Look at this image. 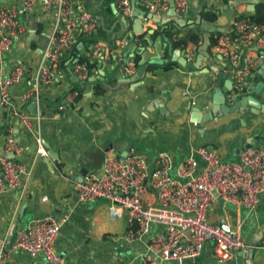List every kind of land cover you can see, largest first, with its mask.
<instances>
[{
    "label": "crops",
    "instance_id": "crops-1",
    "mask_svg": "<svg viewBox=\"0 0 264 264\" xmlns=\"http://www.w3.org/2000/svg\"><path fill=\"white\" fill-rule=\"evenodd\" d=\"M25 1L0 0L1 7L18 11L20 24L23 25V32L16 37L11 51L6 54L2 63L3 75L9 74L18 65H23L28 70V80L10 89L9 94L12 97L34 91L36 86L34 79L43 64L45 52L51 49V39L63 30L55 7L45 9L40 0H35L31 9H23ZM54 1L67 5L71 20H77L83 13L92 14L97 19L94 32L103 43L114 46L122 41L121 56L124 63H129L134 57L140 56L135 52L126 57V54L131 52L134 46L138 52L141 50L153 52V43L158 39H161L162 43L164 39L169 41L162 55L163 60L170 62L169 47L175 53L183 51L173 48L169 33L187 36L190 31H194L200 36L203 33L202 27L193 24L198 16L210 23L212 27L220 28L225 33H231L232 22L237 16L252 14L248 13L249 6L246 4L231 9L229 4L232 0H187V13L180 17L176 14V17L183 20L186 25H178L171 19L165 25L169 28L162 32L161 28L164 25L146 19L142 24L143 32L135 35L131 40L133 23L137 14L133 11L131 1L128 15H124L118 8L117 0ZM135 3L137 9L151 14L147 8L150 0H135ZM260 3H264V0H261ZM169 11L170 9L154 14L161 13L164 21H167L168 18L165 15ZM209 12L216 14L215 22L205 19V15ZM147 27L150 29L147 30ZM79 32L80 30L77 29L75 40ZM128 49L129 51H127ZM256 49L260 51L256 41H253L249 47L241 50V67L246 65L245 57L260 56ZM100 51L98 62L95 65L89 63L87 67L88 71L90 70L92 73L90 78L96 79L100 73L102 74L100 77L103 78V81L95 82L104 83L107 92L105 96L93 98L92 102H95L94 106L91 105L92 102L89 104L90 113L84 114L83 105L77 110L84 96L77 103L75 109L71 106L70 101L56 108L49 107L44 102V100L55 102L68 91L70 86L68 82L62 81V76L60 77L52 71L54 78L52 85L41 87L38 93L39 102H30L22 111L28 117L29 128H22L19 124L17 137L14 135L16 117H11L14 139L17 138L16 144L20 149L12 157L17 162L26 165L27 174L23 178V186L19 191L0 193V252L2 250L5 252L6 264H44L42 256L32 258L21 251L13 252L10 249L6 252L4 248L9 239L10 244L12 243L17 232L22 231L35 221L47 218L61 224L54 250L64 259V264H118L120 262L141 264L139 258L147 250V238L139 242L128 241L126 239V218L120 221H111L108 217L106 201L79 202L76 197L78 173L83 168L89 172L101 171L106 154H103L98 146L104 139L110 138L119 145L124 142L125 147H129L132 140L140 138L142 132L139 127V119L142 109L147 101L158 99L160 90L164 87L174 85L167 104V110L171 113H176L181 106L191 101L197 103L206 99L210 102L212 95L209 91V84H207L206 92L202 93L199 85L201 78L195 77L192 72L181 68L169 72L156 70L150 78L141 82H132L133 75L128 76L123 72L120 58H116L112 54L108 56L105 54L104 48H101ZM189 51L194 53L195 61L196 52ZM208 51L217 69L227 65V61L216 54L212 47ZM205 63L206 61L203 60L202 68ZM227 69L226 67L225 73ZM254 74L255 72H252L250 77ZM77 76V74L71 75L72 82L77 81ZM226 77L228 78L227 74ZM224 81L221 80L222 87H224ZM260 82L263 84V88L255 97L264 104V74L261 76ZM246 85L249 91L255 88L253 83H246ZM185 92L187 95L183 96ZM229 94L230 92L227 91L228 99ZM228 104L233 105L232 100L229 99ZM156 106L159 107V105ZM207 110L208 108H203L202 112ZM240 116V113L224 116L216 123H208L205 129L223 128L230 122L239 120ZM3 121L0 116V123H4ZM148 123L160 135L143 141L139 150L135 152L144 157L150 167H152L155 157L161 152H167L172 157L174 165L194 157L198 165L203 167V161L195 154L199 147L198 126L189 124L187 114L183 115L181 119L170 122L156 111ZM262 127L264 128V115L261 114L257 119L251 120L247 128H239L235 132H225L218 137L214 136L215 145L206 147L216 149L224 161L238 162L242 152L238 153V151L245 147L251 137L259 134ZM259 135L261 139H264V130ZM37 140L41 141L42 148L46 151L44 158L38 157ZM252 147H264V143L261 142ZM113 152L117 154V151L113 150ZM50 154L54 157L57 156V160L52 159ZM82 155L85 163L77 158ZM206 218L212 224H216L220 219L228 221L233 230L249 246L248 250L253 249L254 252L250 258L244 257L240 251H235L231 261L217 263L213 256L212 244L207 242L203 246L201 255L196 259V264H264V248H262L264 244V195L260 197L258 206L251 211L225 204L220 199H216L211 204ZM161 230L156 225L152 226L148 237Z\"/></svg>",
    "mask_w": 264,
    "mask_h": 264
},
{
    "label": "built area",
    "instance_id": "built-area-1",
    "mask_svg": "<svg viewBox=\"0 0 264 264\" xmlns=\"http://www.w3.org/2000/svg\"><path fill=\"white\" fill-rule=\"evenodd\" d=\"M117 1L121 12L128 15L131 0ZM34 2L26 0L23 9H31ZM40 2L45 9L56 8L63 30L51 39V49L45 52L43 64L34 79V91L17 97L10 96V89L28 80V70L18 65L9 74L3 75L2 63L16 37L23 32V25L17 10L0 6V116L3 122L12 116L17 117L20 126L25 129L29 128L28 117L19 112L15 104L38 103L39 89L54 82L52 70L63 52L75 43L76 30L91 36L97 26V19L90 13L71 20L64 3L54 0ZM147 8L151 14L165 12L169 3L168 0H152ZM175 10L178 17L185 15L187 0H176ZM260 31L259 26L252 25L246 18L234 19L231 33L214 36L213 51L228 62L226 74L233 84L229 99L249 91L246 80L262 64L261 55L245 57L244 67L240 63L241 50L253 41H256L260 51H264V36ZM122 44V41L115 44L113 51L121 49ZM100 50L101 46L95 44L92 57L97 58ZM185 54L187 63H192L194 53L187 51ZM127 68L130 73L135 71L132 61ZM69 71L81 80L88 79V67L85 65L72 66ZM58 76L61 77L62 72L59 71ZM186 95V92L183 93V96ZM37 145L38 157H46L40 140H37ZM19 150L12 126H8L6 134L0 138V193L19 191L23 186L26 165L12 157ZM195 154L203 161V167L194 157L174 165L167 152L159 153L150 167L146 159L133 150L124 159L110 151L104 158L101 171L87 173L77 184L76 197L81 203L106 201L111 221L126 218L128 241L139 242L147 238V250L139 258L141 264H196L207 242L212 244L216 262L227 263L232 260L235 251H245L249 246L225 219L218 220L216 224L209 222L207 212L216 199L248 211L258 206L260 197L264 195V147L244 149L238 162L224 161L214 148L198 147ZM154 225L162 230L148 237ZM60 227V222L50 218L35 221L17 232L10 249L24 252L32 258L42 256L44 264H64V259L54 250ZM6 261L7 256L2 250L0 264H6Z\"/></svg>",
    "mask_w": 264,
    "mask_h": 264
},
{
    "label": "water",
    "instance_id": "water-1",
    "mask_svg": "<svg viewBox=\"0 0 264 264\" xmlns=\"http://www.w3.org/2000/svg\"><path fill=\"white\" fill-rule=\"evenodd\" d=\"M152 0H150L151 2ZM261 0H235L229 4L231 9H236L241 5H248L249 9L247 10L248 13H254L255 6L260 3ZM169 9L170 11L165 15L168 18L167 21H164L162 14H146L139 9L136 8L135 0H131V4L133 6V11L137 12L136 20L133 23V37L137 34H141L143 32L142 24L144 20H151L153 23H160L164 25L161 28V31L167 30L169 27L165 26L166 23L171 21V19L178 25H186V23L176 17V10H175V3L176 0H168ZM195 25H200L203 29V33L199 36L201 44L196 51V59L192 63H187L185 58V52H177L175 53L170 47L168 48V56L170 57V61L177 62L181 69L192 72L195 77L201 78L199 83L201 87L202 93H205L207 90V84L210 86V93H211V100L206 101V99L198 101L197 103L188 102L187 104L181 106L176 113L168 112L167 104L169 102L170 93L172 92L174 85H168L160 90V97L156 100L147 101L146 105L142 109V113L139 119V127L142 132L140 138L134 139L129 143V147H125L124 142L122 145L118 143H114L110 138H106L103 142L98 146V149L103 153L107 154L110 151H117V155L124 159L130 151H138L140 145H142L143 141L150 140L152 137H158L160 133L155 131L150 126L149 119L152 117L153 113L158 111L159 114L166 118L168 121L173 122L175 120L181 119L183 115L187 114L189 116V124L198 126L197 133L199 136V147H206L207 145H215V141L213 139L214 136L218 137L225 132H235L239 128H247L250 125L251 120H255L258 118L259 115H264V104L255 97L256 94H259L262 91L263 84L260 82L261 76L264 74V51H258V53L262 57V64L260 65L259 69L255 72V74L249 78H247L246 83H253L255 88L252 91H247L243 96H236L232 97L233 105L228 104V97L226 95L227 91L232 92L233 84L232 81L226 77L225 69L228 68L227 65L225 67L217 69L213 60L209 54V48L211 46L210 37L211 35H219L224 34L225 32L216 27H212L210 23L205 20H202L200 16L197 17V20L193 23ZM191 25V24H190ZM147 30L150 28L147 27ZM169 43L168 40L164 39L162 43L161 39L156 40L153 43L154 49L153 52H146L145 50H141L140 52L137 51L136 46H134L131 52L126 54V57L129 54L137 53L140 55L139 61V68L137 69L136 73L131 77V81H143L144 80V73L145 69L148 65L150 66H161L163 64L168 63V60H163V51L166 49V45ZM129 51V49L127 50ZM203 60L206 61L205 66L202 68L201 64ZM102 74H99V77L96 79L90 78L89 84L85 88V95L83 99L79 103V107L77 110L83 105L85 108V113H90L89 104L93 100L92 95V83L95 81H103L101 78ZM220 80V82H218ZM221 80L224 81V87H222L223 83ZM218 82V84H217ZM215 86L213 89H211ZM145 94V93H144ZM229 94V95H230ZM205 104V105H204ZM156 105H159L157 107ZM203 108H208L207 111L204 113L202 112ZM236 113H240V119L237 121L230 122L225 127L217 129V130H206L205 127L208 123H216L219 119L223 118L224 116L234 115ZM18 125L19 119L16 117L15 120V129L14 135L17 137L18 135ZM2 124L0 123V127ZM264 128L260 129L263 131ZM257 134L254 137H251L245 144V147L241 148L238 153L243 151L244 149L251 148L254 145L259 143H264V139ZM1 137V133H0ZM17 139V138H16ZM15 139V141H16ZM262 140V141H261ZM17 142V141H16ZM122 147V148H121ZM124 148V149H123ZM83 154V153H82ZM51 155V154H50ZM52 159L57 160V156H52ZM78 159L83 160L84 156L77 157ZM83 163L85 161L83 160ZM89 173V171L85 168L81 169L78 173V178L76 179V184L80 183L83 177ZM6 252L10 249V239L4 248ZM244 257H252L254 250H245L240 251Z\"/></svg>",
    "mask_w": 264,
    "mask_h": 264
},
{
    "label": "trees",
    "instance_id": "trees-1",
    "mask_svg": "<svg viewBox=\"0 0 264 264\" xmlns=\"http://www.w3.org/2000/svg\"><path fill=\"white\" fill-rule=\"evenodd\" d=\"M107 1V0H106ZM109 1V0H108ZM248 19L249 22L252 25H257L261 28V34L264 36V3H259L256 6L255 12L253 14H248L247 16H237L235 18V21H239L242 19ZM205 19L209 22H215L216 21V14L214 12H209L205 15ZM171 43L173 48L181 50V51H189L193 50L194 52L197 51L198 47L201 44L199 35H197L194 31H190L188 35H171ZM186 36V37H185ZM216 35H211L210 42L211 46L213 47L215 45V37ZM99 44L101 48L105 49V54H108L110 56L111 54L114 55L116 58L122 59V50L118 49L115 52L113 51V45H106L101 41V39L98 37L97 33H93L91 36H88L87 34L83 32H79L76 35V42L71 46L69 50H65L63 52V55L60 57L59 62L54 67L52 71L55 72L56 75H58V72H62V81H66L70 84L68 91L61 96L59 99H57L55 102L51 103L48 101L44 102L49 107H59L63 103H66L67 101L71 102V106L75 109L77 103L82 99L84 96V91L86 86L89 84V78L92 77V73L89 70L88 71V79L87 80H81L77 76V81L72 82L70 73V67L77 66V65H85L87 66L89 63H93L94 65L98 62V57L93 58V52H94V45ZM81 47V48H80ZM101 52V51H100ZM99 52V53H100ZM139 61L140 56L134 57L132 60L133 66L135 68V71L130 73L128 71V63H124L122 60L120 61L121 67L123 68V72L128 74V76L134 75L139 68ZM180 68L177 62L170 61L166 64H163L161 66H150L148 65L145 69L144 73V80L147 78H150L155 74L156 70H160L161 72H169L173 69ZM107 90L104 83L95 82L92 84V94L93 98H99L102 96H105ZM151 92V89H150ZM32 101H28L25 103H16V109L19 112H22ZM94 102H92V106H94ZM20 108V110H19ZM11 121L12 118L7 119L4 123H1L2 126L0 127V133L1 136L6 134L7 127H11Z\"/></svg>",
    "mask_w": 264,
    "mask_h": 264
},
{
    "label": "flooded vegetation",
    "instance_id": "flooded-vegetation-1",
    "mask_svg": "<svg viewBox=\"0 0 264 264\" xmlns=\"http://www.w3.org/2000/svg\"><path fill=\"white\" fill-rule=\"evenodd\" d=\"M1 138V137H0Z\"/></svg>",
    "mask_w": 264,
    "mask_h": 264
}]
</instances>
